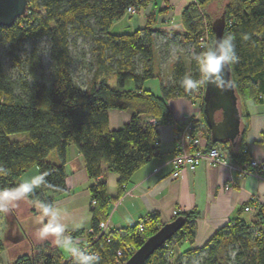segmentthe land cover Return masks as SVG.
I'll return each instance as SVG.
<instances>
[{"label": "trees", "instance_id": "1", "mask_svg": "<svg viewBox=\"0 0 264 264\" xmlns=\"http://www.w3.org/2000/svg\"><path fill=\"white\" fill-rule=\"evenodd\" d=\"M147 1L28 0L24 16L9 27H0V46L7 45L6 56L18 71L17 76L12 77L0 57V166L9 170V175L0 177V188L17 186L20 175L36 167L38 174L49 173L47 183L34 189L27 199L53 205L55 196L66 192V173L63 163H50L45 158L55 150L63 161L67 146L75 145L84 158L88 178L94 181L88 189L95 203L91 207L89 230H75L69 234L74 240L84 239L83 245L90 243L86 251L98 256V264H116L118 250L122 253L121 260L126 261L163 225L156 215H150L125 228L98 233L99 223L108 216L109 197L106 182L96 180L104 172H114L117 175V193L123 192L132 174L155 155L157 123H167L171 118L167 99L176 96L201 99L199 121L205 127L202 132L205 147L216 145L210 141L202 92L194 96L180 84L186 74L199 79L194 61L190 62L189 72L181 59L171 63L173 81L162 85L161 97L143 88V83L155 76V43L151 27L163 9L149 13L142 28L119 34L111 32L113 23L128 13L129 6L140 8ZM214 1L189 2L179 15L182 40L191 43L193 51H203L198 47V37L204 21L209 35L208 47L213 44L211 24L216 17L208 7ZM221 13L225 18L223 37H234L239 57L229 66L240 113V134L234 146L228 140L219 144L228 156L248 166L250 156L246 134L249 114L246 102L260 103L264 96V0H223ZM90 21L95 27L90 25ZM72 32L90 36L93 43L94 72L85 89H81L72 76L68 39ZM42 37L49 43L51 69L48 77L43 73L42 60L35 50L30 52L26 62L19 57L25 40ZM22 64L26 66L25 71ZM111 76L115 79L114 86L109 84ZM126 80L133 82V88H122ZM110 110L129 111V121L118 129H110ZM146 118L155 122H148ZM215 118H221L219 112ZM19 133H27V141L9 139L10 135ZM259 143L264 151V129ZM179 216L185 218L181 229L157 249L146 264H171L167 245L172 241L189 244V248L175 259L176 264H193V259L202 250L207 254L200 264H264L262 208L257 209L248 221L235 220L216 230L201 247L193 246V221L198 216L197 212L179 211L171 220ZM139 222L144 225L142 231L138 229ZM259 224L262 228H258L254 235L253 229ZM230 242L238 244L232 260L225 259L222 250ZM2 245L0 240V250ZM42 247L37 246L38 252L32 255H19L11 264H61V258L55 256L53 250L47 252ZM182 257L185 261L181 263ZM63 264H72L71 257Z\"/></svg>", "mask_w": 264, "mask_h": 264}, {"label": "crops", "instance_id": "2", "mask_svg": "<svg viewBox=\"0 0 264 264\" xmlns=\"http://www.w3.org/2000/svg\"><path fill=\"white\" fill-rule=\"evenodd\" d=\"M193 1L196 0H148L139 8L137 13H127L133 17L132 22L126 25L128 31L131 32L146 25L149 13H156L158 10L163 9L160 14L156 15V20L151 27L155 43L153 60L155 76L143 83V88L150 90L156 96H162V85L172 83L173 77L170 66L176 59L184 61L188 66V72L190 71V53L194 49L191 43H185L182 40L179 15L182 9ZM219 1L221 0L212 2L208 7L213 16L217 12L216 4ZM161 46L162 48H160ZM156 48L158 50L157 54ZM159 49L164 51L160 55L167 53L170 56L174 49L176 51L183 50L176 55L175 59L169 60L165 73L161 68L162 64L157 59L159 58ZM110 80L115 81L112 76L109 82ZM128 82L132 81L126 80L122 88H133ZM203 90V85H201L197 91L193 92L194 96L198 92H202L203 95ZM200 102L201 99L189 96H176L167 99L171 118L167 123H159L156 126L158 144L155 155L132 174L129 183L120 195L117 193V175L114 172H104L96 180L103 179L106 182L109 204L108 216L104 221L107 223V232L136 224L150 215H156L159 222L164 224L171 221L175 210H195L198 216L193 221L195 227L193 246L201 247L216 230L226 224L235 220L248 221L251 218V214L243 211V206L251 196L264 195V176L257 174L240 176L238 170L241 168L249 169L250 165L246 166L245 163L228 156L219 143L217 144L222 149L225 160L224 165L201 163L193 170L183 168L178 176H172L171 159L177 145L175 132L179 128H183L188 118L192 116L201 123L199 121ZM246 109L249 114L246 145L250 160L262 161L264 151L259 141L261 132L264 129V96L260 103L247 101ZM108 118L109 128L112 130L118 129L129 121L130 112L110 110ZM203 125L200 124V131L198 132L199 148H206V140L202 135ZM191 149V147H188V150ZM45 160L54 164L63 163L65 168L66 192L55 196L56 199L53 205L64 213L68 232L89 230L91 207L93 205L88 186L94 181L88 178L82 154L75 145L69 144L63 161L55 150L50 151ZM37 174L38 169L32 167L22 173L17 182L21 183ZM77 224L79 226H76ZM75 241L81 246L85 240L77 238ZM48 242H50L49 247L55 252V256L61 258V264L70 258V256H61L62 250L55 245L52 238L49 241L47 239H30L28 241V252L21 254L32 255L37 253L38 248L36 247L43 246L46 248ZM183 243L188 244L186 241ZM2 244L0 264H11L16 257L21 255L8 247L4 241H2Z\"/></svg>", "mask_w": 264, "mask_h": 264}, {"label": "rangeland", "instance_id": "3", "mask_svg": "<svg viewBox=\"0 0 264 264\" xmlns=\"http://www.w3.org/2000/svg\"><path fill=\"white\" fill-rule=\"evenodd\" d=\"M219 4V5H218ZM221 4H223V0L217 2V12L214 15V18L220 14ZM139 10V8H138ZM133 17L125 14L122 18L116 20L112 27L111 32L115 34L129 32L126 25L132 22ZM90 25L94 26V22L90 21ZM206 24V23H205ZM207 25V24H206ZM69 39V50L70 55L72 57V76L74 81L78 84L81 89H85L87 83L90 81L92 74L94 72V57L95 52L92 50L93 43L90 36L85 34H79L77 32H72L68 36ZM159 41V40H158ZM162 48V46L160 47ZM7 45L0 46V57L4 63L6 71L12 76H17V69L12 67L9 61V58L6 56ZM32 50L36 51V54L41 58L43 63V73L45 76H49L51 69V60L49 56V43L48 40L44 37L39 38L37 40L27 39L22 44V51L19 52V57L26 62L28 55ZM156 48V54H157ZM166 52V51H165ZM181 53L179 50H175V56L178 53ZM159 58H157L162 64L163 72L165 73L167 69V64L169 60L173 59V52L171 56L167 53L163 54L164 51L159 49ZM24 71L26 70L25 64H22ZM24 74V73H23ZM110 79V78H109ZM110 85L114 86L115 81L110 80ZM133 87V82H128ZM9 139L12 141H27L28 134L27 133H19L12 134L9 136ZM38 207L37 202L31 201L29 199H22L16 202L15 206L10 208L8 213H0V239L4 241L8 247L13 250L21 253L28 252V241L31 240H40L35 236V228H36V219L38 216ZM7 236V237H6ZM13 239V240H12ZM51 240V238L47 239V241ZM46 245V248H43L44 251L49 252V247L51 244ZM238 244L234 242H230L227 244L223 250V256L225 259L232 260L236 251ZM189 248V244H177L172 241L167 245V254L168 261L171 264H176L177 261L175 259L177 256H181L182 252ZM52 250V248H51ZM207 251L202 250L199 252L196 257L193 259V264H200L202 259L206 256ZM61 256H69L63 251L61 252ZM185 261V258L182 257L181 263Z\"/></svg>", "mask_w": 264, "mask_h": 264}, {"label": "clouds", "instance_id": "4", "mask_svg": "<svg viewBox=\"0 0 264 264\" xmlns=\"http://www.w3.org/2000/svg\"><path fill=\"white\" fill-rule=\"evenodd\" d=\"M190 57L195 62L199 79H194L191 74H186L180 81L186 92H195L204 84H211L219 90H224L225 80L222 71L226 65L234 64L239 59L232 35L218 39L206 51H192ZM175 58L174 49L173 59ZM48 174L45 171L15 187L0 188V213H8L16 202L28 198L34 189L46 184ZM7 175H9V170L0 166V177ZM37 207L39 212L34 233L37 239L52 238L55 245L71 257L72 264H98V256L81 248L69 234L64 213L59 208L44 202H37Z\"/></svg>", "mask_w": 264, "mask_h": 264}, {"label": "water", "instance_id": "5", "mask_svg": "<svg viewBox=\"0 0 264 264\" xmlns=\"http://www.w3.org/2000/svg\"><path fill=\"white\" fill-rule=\"evenodd\" d=\"M27 8L28 0H0V27L12 25L26 14ZM224 28L225 18L224 13H221L211 24L214 34L213 44L223 37ZM222 75L225 80L224 90H219L211 84H204L203 112L209 129L210 141L217 144L228 140L234 146L240 134V113L229 65L224 67ZM217 112L221 116L219 120L215 118ZM184 223L185 218L179 216L161 225L123 264H146L149 257L173 237Z\"/></svg>", "mask_w": 264, "mask_h": 264}, {"label": "built area", "instance_id": "6", "mask_svg": "<svg viewBox=\"0 0 264 264\" xmlns=\"http://www.w3.org/2000/svg\"><path fill=\"white\" fill-rule=\"evenodd\" d=\"M127 12L129 14H135L138 12V6L131 5L127 8ZM209 45V35L207 25L204 21V28L201 34L198 37V47L203 51H206ZM148 122L154 123V119L146 118ZM158 124V123H157ZM200 124L195 117L188 118L183 128H179L175 132V138L177 139L176 149L172 156L171 162L173 166L172 176L176 177L180 173L183 168H188L190 170L195 169L199 164H220L224 165L225 160L222 154L221 147L216 144L209 148H199L200 147V139L198 137V132L200 131ZM203 125V124H202ZM203 129H205L203 125ZM201 129V130H203ZM188 147H191V150H188ZM250 168L245 169L241 168L238 170L239 175H250L257 174L260 176H264V159L262 161L250 160L249 161ZM226 187L228 185H225ZM95 201L92 200V204ZM262 208L264 210V195L256 196L253 195L250 197L248 202L243 206V211L249 214H253L257 209ZM180 210H175L173 215H176ZM107 223L106 221H102L98 225V230L100 234L107 233L106 230ZM144 225L142 222L138 223L139 231H142ZM258 228H262V224H259L256 228L253 229V234H257ZM96 238V235L93 236ZM90 246V243L86 245H81V248L87 249ZM122 253L120 250L116 252V264H123L125 261L121 260Z\"/></svg>", "mask_w": 264, "mask_h": 264}]
</instances>
